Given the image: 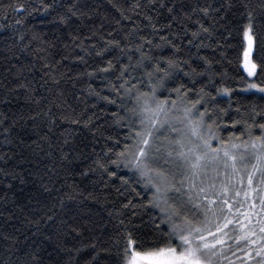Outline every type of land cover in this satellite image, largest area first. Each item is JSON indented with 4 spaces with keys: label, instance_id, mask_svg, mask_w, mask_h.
Instances as JSON below:
<instances>
[{
    "label": "snow or ice",
    "instance_id": "1",
    "mask_svg": "<svg viewBox=\"0 0 264 264\" xmlns=\"http://www.w3.org/2000/svg\"><path fill=\"white\" fill-rule=\"evenodd\" d=\"M9 6L18 12L25 7ZM42 7L48 10L52 5L42 3ZM234 7L235 0H225L219 7L201 6L199 0L195 6L179 0H134L127 9H117L120 18L115 20L117 27L111 31L103 32L102 23L99 28H90L83 39L73 36V51L60 60L49 51L51 46H42L37 49L41 53L37 56L39 68L21 62L20 57L29 50L31 42L39 39L35 33L28 43L20 35L18 42L6 49L4 59L12 67L18 66L19 71L12 81L0 87L10 98L22 89L26 100L39 109L28 117L38 139L26 147L35 161V174L41 180H48L44 191L51 199L63 207L62 195L69 199L90 198L97 204L103 201V211L109 203L114 204L109 201L110 186H115L118 180L120 186L114 187V191L123 198L121 209H131L133 216L137 209L158 210L161 219L156 228L159 231L160 225L165 226V238L154 247L144 248L133 239V230L124 219H119L124 212L117 209L118 223L125 230L126 239L115 254L116 264H236V261L264 264V109L253 107L239 119L229 118L233 129L241 126L239 135L235 132L227 137L217 135L214 128L219 130L223 125L227 130L224 117L231 104L229 109L219 108L216 96L207 90L214 83L212 62L200 56L194 64L192 56L184 54L186 47L189 52L192 47L197 50L205 47L204 39L213 35L214 24L206 26L201 18L222 17ZM240 7L248 21L244 27L247 41L244 70L253 77L258 68L264 71V59L259 64L251 59L257 16L264 22V0H259L257 6L243 2ZM84 16L87 13L70 2L61 21L71 25L72 17ZM194 16L198 18L194 20ZM145 29L150 32L145 33ZM73 57V62L85 69L89 67L88 58H99L102 63L82 73L73 74L71 68L60 71L63 62ZM25 71L32 79L24 75ZM37 73L39 80L35 78ZM81 76L101 78L109 94L103 95L89 86L87 95L115 105L117 111L111 114L113 124L126 129L122 146L121 140L116 139L112 147L98 154L86 168H79L77 161L83 153L68 147V135L53 134L61 122L99 128L96 123L99 118H94V114L85 117L83 112L77 113L72 101L80 96L73 91L70 99L63 87L71 83L75 89V82ZM204 78L207 84L202 82ZM169 84L173 87L168 88ZM252 89L264 93V86L256 83H249L245 90ZM40 90L42 93L37 98ZM162 90L168 93L163 99ZM231 92L232 89L225 87L217 89L216 95L230 96ZM80 95H85L83 90ZM235 111L241 113L239 107ZM6 120L0 118V126ZM37 120L39 124L35 123ZM12 127L3 128L4 139L9 144ZM110 141L112 137H106V143ZM116 147L120 148L118 152L113 150ZM0 159L5 164L0 167V175L17 178L14 168L9 170L11 158L5 154ZM76 172L82 180L98 175L105 195L90 192L84 197L75 179L69 183ZM57 183L59 188L55 187ZM133 193L137 197L143 193L141 199L146 202L135 203L129 198ZM55 208L53 203L44 210L47 221L55 222ZM108 215L112 217L113 213L109 211ZM80 227L69 226V231L78 233ZM60 235L58 232L57 236ZM3 238L10 243L4 250L6 259L0 264H43L40 245L25 251L18 246L16 235L10 233ZM91 247L95 250L96 244ZM98 256L99 253L94 260Z\"/></svg>",
    "mask_w": 264,
    "mask_h": 264
},
{
    "label": "trees",
    "instance_id": "2",
    "mask_svg": "<svg viewBox=\"0 0 264 264\" xmlns=\"http://www.w3.org/2000/svg\"><path fill=\"white\" fill-rule=\"evenodd\" d=\"M70 2L77 4L82 11L87 13V16L72 17L73 23L66 25L61 21V17L66 14ZM133 2L134 0H0V54H3L0 55V85L12 81L13 76L19 71L18 66L12 67L7 63L4 55H7V47L13 42H18L20 35L25 37L24 43L29 42L33 33L39 37L38 40L31 42L29 50L20 57L22 63L35 64L39 68L37 56L41 53H38L37 49L42 46H51L49 51L55 55L57 60H60L61 56L73 51V36L83 39L89 34L90 28H99L102 23L105 26L103 32L111 31L112 27H117L115 20L120 18L117 9H127ZM179 2L187 6H195L197 0H179ZM224 2L225 0H199L201 6L212 4L214 7H219ZM243 2L253 6L259 4V0H235V7L224 13L222 17L201 18L206 26L214 24L211 39L205 38L203 41L205 47L199 50L195 47H192L191 52L187 47L184 49L185 56L191 55L194 64L199 62L197 58L200 56L207 57L212 62V69L215 73L214 83L209 85L207 90L216 96L219 108L229 109L231 104L228 115L224 117L227 130H224L223 125L219 130L213 129L217 135L223 137H227L230 132L239 135L241 126L237 125L236 129H233L229 118L239 119L241 114H247L253 107L257 110L264 109V95L245 90L249 82L264 86V71L258 68L257 75L249 77L241 66L247 47L244 27L248 23L246 15L243 14L244 9L240 7ZM42 3L50 4L52 7L44 10ZM19 4L25 6L19 12L13 11V8L9 6ZM257 11L259 12V8ZM197 18V16L193 17L194 20ZM16 21L20 23L17 24ZM136 23L144 27L139 20ZM122 24H127V21H122ZM148 32L150 29H145V33ZM254 35L251 59L259 64L261 59H264V22L259 16H257ZM65 45H68V48H65ZM164 54L167 55V51ZM73 61L74 57L64 61L60 66V71L71 68L73 74L82 73L91 71L93 67L102 63L99 58H88L89 67L85 69L83 65ZM24 75L32 79V75L27 71ZM35 78L39 80V73L35 74ZM202 82L207 84V78H204ZM89 86L94 91H101L103 95L109 94L105 90V83L99 76L92 79L81 76L75 82V89L72 88L71 83L63 85L70 99L73 91L80 96L79 100L72 101L77 113L83 112L85 117L94 114V118H99L96 119L99 128L93 129L84 127L83 124L71 125L68 122H61L53 129L54 136L68 135L70 141L68 147L82 151L83 155L77 161L79 168H86L98 154H103L108 147H112L116 139L121 140L122 146L126 132V129L122 130L114 125L111 119V114L117 111L116 106L94 95L88 96ZM167 87L171 88L173 85L169 84ZM197 87H200V84ZM225 87L232 89L230 96L223 94L217 96V89L222 90ZM81 90L85 95H80ZM162 91L161 99L168 94L166 90ZM41 93L42 90L36 94V97L39 98ZM237 107L241 109V113L235 111ZM38 110L35 104L26 100L22 89L18 95L10 98L5 96L3 88L0 87V118H7L6 122L0 126V157L5 154L10 157L9 170L14 168L17 174L15 179L0 175V261L6 259L4 250L10 243L3 237L11 233L16 235L18 246L25 251L40 245L43 264H69L70 258V264H97V260L99 264H116L115 254L126 239L125 230L118 223L117 209L124 212L119 219H124L128 228L133 230V239L144 248L154 247L157 241L162 242L166 228L164 225H160L159 231L156 228L161 219L158 210L137 209V214L133 216L131 209H121L123 198L118 197L114 191V187L120 186L118 180L115 186H110L109 201H114V204L109 203L103 211H101L103 201L97 204L90 198L69 199L67 195H62L64 206L61 207L58 201L54 202L51 199L50 194L44 191V185L48 184V180L47 178L41 180L40 176L35 174V161L31 150L26 147L38 139L33 132V121L28 119ZM13 122H15L14 127H12ZM35 123L39 124L40 121L37 120ZM5 127H12L9 136L11 144L4 139L3 128ZM109 136L112 137V141L106 143V137ZM113 150L118 152L120 148L116 147ZM0 167H5L2 159H0ZM73 179L80 185L79 190L83 192L84 197H87L90 192L101 197L105 195V189L98 175L82 180L76 172L73 177L69 178V183H72ZM9 184L11 187H8ZM55 187L59 188L60 184L57 183ZM136 190L139 191V188ZM143 195L141 193V197ZM52 196H55V193H52ZM141 197L133 193L129 198L138 204L145 203L146 199H141ZM53 203H56L55 222L44 218V210ZM109 211L113 213L112 217H109ZM28 221L34 222L29 223ZM77 225L81 226L78 233L69 231V226ZM58 232L61 233L59 237ZM46 237H51V239H46ZM93 243L96 244L95 250L91 247ZM102 249H107V252ZM97 253L99 256L97 260H94ZM237 255L241 254L237 253ZM242 259L246 260L243 257ZM236 264H240V261H236Z\"/></svg>",
    "mask_w": 264,
    "mask_h": 264
},
{
    "label": "rangeland",
    "instance_id": "3",
    "mask_svg": "<svg viewBox=\"0 0 264 264\" xmlns=\"http://www.w3.org/2000/svg\"><path fill=\"white\" fill-rule=\"evenodd\" d=\"M241 66H242V68H244V55H243V58H242ZM249 83H253V82H249ZM249 83H248V84H249ZM247 91H254V92L260 93V92L257 91L256 89L247 90ZM261 94L264 95V93H261ZM241 198H242V197H241Z\"/></svg>",
    "mask_w": 264,
    "mask_h": 264
}]
</instances>
